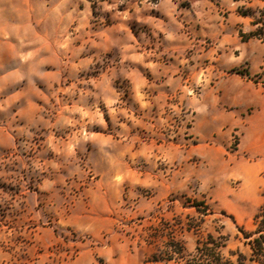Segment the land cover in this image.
<instances>
[{"label": "rangeland", "instance_id": "rangeland-1", "mask_svg": "<svg viewBox=\"0 0 264 264\" xmlns=\"http://www.w3.org/2000/svg\"><path fill=\"white\" fill-rule=\"evenodd\" d=\"M263 203L264 0H0V264L231 256Z\"/></svg>", "mask_w": 264, "mask_h": 264}, {"label": "trees", "instance_id": "trees-1", "mask_svg": "<svg viewBox=\"0 0 264 264\" xmlns=\"http://www.w3.org/2000/svg\"><path fill=\"white\" fill-rule=\"evenodd\" d=\"M253 225L252 231L239 228L243 234L245 251L237 250L231 253V256H225L221 252L224 242L208 234L197 241L195 252L185 264H264V203L254 216ZM174 252L184 258L182 247ZM232 256L235 258H231Z\"/></svg>", "mask_w": 264, "mask_h": 264}]
</instances>
